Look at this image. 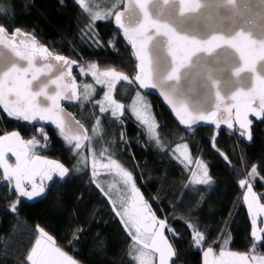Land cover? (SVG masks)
Masks as SVG:
<instances>
[{
    "label": "snow or ice",
    "instance_id": "1",
    "mask_svg": "<svg viewBox=\"0 0 264 264\" xmlns=\"http://www.w3.org/2000/svg\"><path fill=\"white\" fill-rule=\"evenodd\" d=\"M58 2L63 4L64 0ZM101 2L73 0L89 18L81 29L82 42L117 51L119 37L104 45L97 30L98 22H114L131 46L135 74L130 76L115 67L101 70L96 63L78 64L51 51L34 33L19 27L10 30L7 23H0V111L16 120L53 125L63 146L77 159V173L87 171L90 156L89 183L107 199L131 241L129 264H174L178 250L172 241L184 237L166 215L161 218L157 214L137 186L132 171L114 158L110 147L96 152L92 142L101 131L100 117L90 136L80 121L64 112L61 101L78 98L73 65H78L82 76H91L104 89L102 98L94 102L101 114L110 113L113 122L123 123L125 112H130L147 139L161 151L165 145L158 136L159 125L151 115V105L137 91L133 103L126 106L115 98L118 82L144 90L159 89L179 124L188 130L200 121L215 124L217 129L225 124L251 141L250 117L264 122V0H114L107 10L100 7ZM6 11L0 7V13ZM83 88V99L90 100L96 88L91 84ZM119 140L124 142V133ZM51 144L43 126L27 140L18 131L0 134V186L8 187L9 196H16L8 207L13 214L21 198L31 201L41 197L49 187L46 181H53L54 176L64 179L72 171L61 161L38 154L40 149L52 150ZM212 147L228 160L217 147L215 136ZM9 154L15 158L14 164L9 162ZM172 158L190 172L185 188L196 190L197 186L213 183L207 164L199 158L192 159L187 143L177 144ZM193 164L195 167L190 168ZM108 174L118 177L123 186L115 199V185L109 184L106 189L99 179ZM258 175L254 164L237 182L244 190L242 200L250 216L252 243L247 251L227 250L230 237H226L216 256L214 245L218 238L207 243L208 233L200 230L198 222L181 218L189 230V249L202 250L201 264H264V253L258 251L264 246V227L257 226L258 217L264 224V196L254 191ZM82 231L78 227L74 235ZM35 233L36 239L21 264H81L39 225ZM100 243L103 245V241Z\"/></svg>",
    "mask_w": 264,
    "mask_h": 264
},
{
    "label": "trees",
    "instance_id": "2",
    "mask_svg": "<svg viewBox=\"0 0 264 264\" xmlns=\"http://www.w3.org/2000/svg\"><path fill=\"white\" fill-rule=\"evenodd\" d=\"M0 7L7 10L0 13V23H7L10 30L19 27L34 33L39 42L54 53L76 60L78 64L96 63L102 70L122 67L135 74L136 60L131 46L118 33L114 22H98L97 30L104 45L119 37L117 51L107 47L96 48L90 42H82L81 29L87 25L86 16L73 0H64L63 4L58 0H0ZM78 73L77 66L75 78ZM77 79L80 83L81 80ZM119 90L116 98L122 102L124 98L119 96ZM135 91H139L137 86L131 87L125 104ZM101 95L102 89L99 88L91 102L85 106L79 103L77 107L69 109L85 128L97 116L100 117L104 134L95 141L96 150L99 152L110 147L114 158L132 171L137 186L157 214L161 218L166 215L177 233L184 237V240L172 241L178 250L174 264H201L202 261V250L189 249L186 242L189 230L181 218L198 222L200 230L208 233L207 243L218 238L214 245L216 254L226 237H230V243L225 245L227 250L247 251L252 243L249 236L250 216L242 200L244 190L239 188L237 182L245 177L252 165H257L259 175L254 181V191L264 196V122L250 117L253 119L251 141L227 127L217 131L208 125L186 133L178 127L157 97L146 94L159 125V137L165 146L171 148L180 139L184 140L189 146L191 157L197 159L203 145L210 143L212 146V137L215 136L217 147L228 157L226 161L214 150L219 162L208 161V172L213 183L197 186L193 190L192 187H184L190 172L170 157V150L165 152L154 146L129 112H125L123 123L113 122L110 113L99 112L94 102L101 99ZM38 128L0 111V134L18 131L27 140ZM45 130L52 139V150L40 149L38 154L59 160L72 171L64 179L56 178L50 182L45 194L38 200L21 198L15 214L8 210L9 203L16 199L15 194L9 196L8 187H0V264H21L36 239L37 225L52 235L58 245L81 264H129L131 241L114 216L107 199L90 185L89 167L87 171L77 173L74 170L76 159L63 146L56 129L47 127ZM121 133H124V142L119 140ZM105 176L99 179L107 189ZM157 196L158 199L154 200L153 197ZM113 198H116L114 194ZM78 227H82L83 231L77 236L74 233ZM258 251L264 253V246H260Z\"/></svg>",
    "mask_w": 264,
    "mask_h": 264
},
{
    "label": "rangeland",
    "instance_id": "3",
    "mask_svg": "<svg viewBox=\"0 0 264 264\" xmlns=\"http://www.w3.org/2000/svg\"><path fill=\"white\" fill-rule=\"evenodd\" d=\"M114 2V0H102V2H101V4H100V7L101 8H103V9H105V10H107V8H110V7H112V3ZM85 16H86V24H88V22H89V18H88V16L85 14ZM102 70V69H101ZM104 70V69H103ZM117 70L118 71H124V72H126L127 74H129L130 76H132V74H131V70H128L127 68H122V67H119V68H117ZM77 78H79L80 80H81V82H80V88H81V93H80V99H81V104H82V106H85L86 104H88L89 102H91L95 97H96V95H97V89H99V88H101L102 89V95H101V97L100 98H102V96H103V92H104V89L100 86V85H96L95 84V82H94V80L92 79V77L91 76H82L81 74H80V72L78 73V76H77ZM84 84H91V85H93V87H95L96 88V92H95V94H93L92 96H91V98H90V100H84L83 99V96H84V88H83V85ZM121 87V88H120ZM120 89V90H119ZM119 90V96L120 97H123L124 98V101H126L127 99H128V93H129V91L131 90V87H129L128 85H127V83L126 82H118V85H117V89L115 90V92H114V95H115V98H116V96H117V91ZM136 92L137 91H135V93L131 96V98L129 99V101H128V103L127 104H125V102L124 101H122L126 106L127 105H131L132 103H133V98L136 96ZM140 92V91H139ZM141 93V92H140ZM141 95H143V97H144V100H146L149 104H150V98L148 97V96H146L144 93H141ZM151 105V104H150ZM130 113V112H129ZM131 114V113H130ZM151 115L153 116V113H152V108H151ZM155 118V117H154ZM155 120H156V118H155ZM157 122V121H156ZM96 124V120L95 121H93L91 124H90V126H88V128H86L87 130H88V133H89V135L91 136L92 135V129H93V126ZM100 129H101V126H100ZM104 134V132H103V130L101 129V131L97 134V136L93 139V142H92V146L95 148V150H96V147H95V145H94V143H95V141L96 140H98L99 138H101V136ZM107 134H108V132H107ZM158 136H159V134H158ZM161 139V138H160ZM154 146H155V144L153 143V142H151ZM182 143H185V141L184 140H181L180 139V141L179 142H177L176 143V145L177 144H182ZM165 145V144H164ZM176 145H174V146H172L171 148H168L167 146H165V152H166V150H170V153H169V155H170V157L172 158V149L176 146ZM96 152L98 153V151L96 150ZM190 152V151H189ZM84 155L85 156H88V153H87V151H85V153H84ZM177 155H178V153H177ZM198 158L199 159H201L203 162H205L206 164H207V167H208V161H212V162H214V163H217V162H219V157L217 156V154H216V152L214 151V149H213V147L211 146V144L210 143H207V144H205V145H203V149H202V151H201V154L198 156ZM173 159V158H172ZM194 161L196 160V159H194V158H192ZM90 160H91V158H90V156H89V163H88V167H89V170L91 171V167H90ZM9 162L10 163H15V158L14 157H11V155L9 154ZM76 162H77V159H76ZM183 166V165H182ZM82 167V169H83V166H81ZM184 167V166H183ZM190 168H194L195 167V165L193 164V165H191V166H189ZM185 169V168H184ZM209 169V168H208ZM103 176H105V175H101L99 178L100 179H102V177ZM61 179V178H59L58 176H54V179ZM53 179V180H54ZM118 180H119V178L118 177H116L114 174H108V175H106L105 176V183H106V186L108 187V185L109 184H114L115 185V188L113 189V193L112 194H114L115 195V197H116V192H117V190H119L120 188H122L123 186H122V184H120V183H118ZM50 182H52V181H46L45 183L46 184H50ZM48 189V188H47ZM46 189V190H47ZM44 195V194H43ZM42 195V196H43ZM117 198V197H116ZM24 199H26V198H24ZM39 199V197L38 198H35V199H33V200H31V201H35V200H38ZM27 200V199H26ZM27 201H29V200H27ZM246 210H247V208H246ZM250 218V217H249ZM258 219V227H264V224H262V223H260V218L258 217L257 218Z\"/></svg>",
    "mask_w": 264,
    "mask_h": 264
},
{
    "label": "water",
    "instance_id": "4",
    "mask_svg": "<svg viewBox=\"0 0 264 264\" xmlns=\"http://www.w3.org/2000/svg\"><path fill=\"white\" fill-rule=\"evenodd\" d=\"M122 7H123V6H122ZM43 45H44V44H43ZM56 54H57V53H56ZM59 55H60V54H59ZM65 57H66V56H65ZM67 58H69V57H67ZM69 59H70V58H69ZM71 60H72V59H71ZM77 66H78V65H73L72 76H73L74 78H75V76H74V70L76 69ZM75 80H76L77 85H78V88H77L78 98H77V99H73V100H67V99L62 100V101H61V106L63 107L64 112H65L66 114H70L72 117L75 118V120H78V119L76 118L75 113H74L72 110L69 109L70 107H77L78 104H79L80 101H81V99H80L81 88L79 87V86H80V83H79V81H78L77 78H75ZM137 88H138V85H137ZM138 89H139V88H138ZM139 91H140L141 93H144L145 95L147 94V95H151V96H155V97H157V98L160 100V102L162 103V105L165 106V108H166V110L169 112L170 116L173 117V120H174V122H176V124L178 125V127H180V128H181L184 132H186V133H187V132H193V131L197 130V128H199V127H204V126H208V125L214 127L217 131H219V129H225V128L227 127L225 124H221V125H220V128L217 129L215 124H210V123L205 122V121H200V122H198L196 125H194V126L192 127V130H188L185 126L179 124L178 120L176 119L174 113H173L172 110H171V107L165 102L164 98L160 95L159 89H148V90L139 89ZM210 106L214 108V104H210ZM222 108H223V104H221V109H222ZM21 121H22V123H26V124H28V125H30V126H33V127H41V126H43L44 128H47V127H53V128H55L53 125L48 124V123H45V122H43V121H35V122H32V123L25 122V121H23V120H21ZM80 123L83 124L81 121H80Z\"/></svg>",
    "mask_w": 264,
    "mask_h": 264
},
{
    "label": "crops",
    "instance_id": "5",
    "mask_svg": "<svg viewBox=\"0 0 264 264\" xmlns=\"http://www.w3.org/2000/svg\"><path fill=\"white\" fill-rule=\"evenodd\" d=\"M246 206V205H245ZM247 208V207H246ZM219 255V253L218 254H216V256H218ZM211 259V258H210Z\"/></svg>",
    "mask_w": 264,
    "mask_h": 264
},
{
    "label": "built area",
    "instance_id": "6",
    "mask_svg": "<svg viewBox=\"0 0 264 264\" xmlns=\"http://www.w3.org/2000/svg\"><path fill=\"white\" fill-rule=\"evenodd\" d=\"M1 187V186H0Z\"/></svg>",
    "mask_w": 264,
    "mask_h": 264
}]
</instances>
